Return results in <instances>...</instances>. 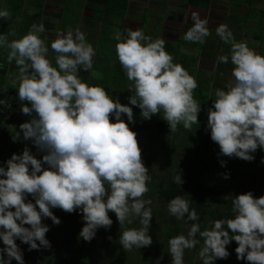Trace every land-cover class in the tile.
<instances>
[{
    "label": "clouds",
    "instance_id": "9594fccd",
    "mask_svg": "<svg viewBox=\"0 0 264 264\" xmlns=\"http://www.w3.org/2000/svg\"><path fill=\"white\" fill-rule=\"evenodd\" d=\"M10 17L8 9L0 8V19ZM190 18L192 27L183 39L203 44L210 35L208 20L196 12ZM126 32L123 37L116 34L115 51L131 82L128 104L139 108L144 120L162 113L172 133L181 124L190 130L199 123L201 112V104L193 96L197 80L174 62L163 39L153 40L142 29ZM43 33L45 25L33 23L19 39L9 41L6 34H0V49H7V62H14L18 70L14 83L23 102L20 110L30 117L19 125L13 142L31 141L42 154L38 159L26 146L0 165V264H12L13 259L25 264L17 240L27 244L28 251L51 248L46 238L50 228L42 221L48 218L54 225L61 223L52 209L81 214L84 224L78 239L85 242H91L98 229H110L109 212L115 214L120 227L138 222L139 228L120 233L119 244L129 252L148 247L153 242L149 235L153 213L152 201L144 195L152 177L141 159L136 133L129 127L135 122L133 109L103 87L82 80L80 72L93 70L96 56L84 32L79 28L57 32L50 43L56 53L55 66L48 58ZM215 33L230 45V54L220 55L217 64L231 63L232 81L214 90L207 129L219 146L218 156L251 162L258 148L264 151V55L245 41L237 42L227 24H219ZM0 106L11 107L2 99ZM220 164L225 167L226 161L220 160ZM223 178L230 176L225 173ZM173 182L181 185V174ZM192 204L181 196L168 202L169 215L186 225L192 222L186 235L168 240L171 264H185L186 250L201 242L197 235L203 240L200 264L227 259L226 246L233 241L238 244L237 260L264 264V195L257 198L248 191L234 196L233 218L210 221L204 230Z\"/></svg>",
    "mask_w": 264,
    "mask_h": 264
},
{
    "label": "rangeland",
    "instance_id": "374dc122",
    "mask_svg": "<svg viewBox=\"0 0 264 264\" xmlns=\"http://www.w3.org/2000/svg\"><path fill=\"white\" fill-rule=\"evenodd\" d=\"M48 0H0V8H6L10 11L11 17L8 20L0 19V29L1 33L4 34L5 31H7L5 28L12 27V24L15 26V32H17L16 39L21 38L24 34H26L30 28V26L33 23H43L45 25V33L42 34L43 37H47L45 43L49 45V53L48 58L52 61L53 66H55V56L56 53L51 50L50 43L52 40L56 38V34L58 31L64 32L68 29H76L79 28L82 32L85 33L86 39L88 42H90L94 49L96 50V56L93 58V70L89 72H80V76L84 74L85 79L84 81L89 83L92 86H100L103 87L106 91H110V95H113L114 97L118 96L120 102L122 104H128L127 97H129L132 93L128 90V88L131 85V82L127 80L122 67L120 63L118 62L115 46L117 44V40L115 39V36L117 33H121L122 37L127 35V32H122L124 27V22L122 23V19L119 16H112V15H104L103 20L105 23L109 24L110 27L105 26L104 23L102 24V27H104V30L101 32V35L99 36V39H97V32L99 30L101 21L94 22L92 20V13L84 8H82V13L79 14L78 20L72 21L69 18H66L67 15H70L76 8L77 13H79L81 6L80 5H74L72 2L73 0H60L59 3H53V2H47ZM164 1V0H163ZM230 1V0H227ZM234 3H240L241 0H233ZM232 2V0H231ZM256 0H253V4L256 3ZM264 3V1H262ZM133 4V3H132ZM264 5V4H263ZM164 6V4H163ZM18 8V9H15ZM202 8V7H201ZM203 9V8H202ZM214 10V9H213ZM263 9H250L249 15L250 17H242V16H236L234 18L228 16L227 25L230 28V30L233 32L234 39L239 42L241 41V37H243L244 30L247 32L245 35V39L247 42V45L249 48L254 49L258 54L264 55V23H262L260 18V13H263ZM133 11V9H132ZM155 10H150L144 14L143 16V27L139 28L142 29L145 35L150 36L153 40L157 38H162V26L164 22H173L174 25L177 26L178 32L180 33V40L173 39L171 42L167 39L168 36L164 34L163 39L165 41V47L167 44H170L171 49V55L174 57V62L179 63L182 65L190 75H192L198 83V87L193 92L194 99H196L201 104V114L203 113V119L202 122L204 124V127L207 128V109L211 106L205 104L206 102V95L210 94L211 99H215L214 97V90L216 88L223 87L226 83H229L232 81L231 77V69L232 65L231 63H228L229 70H227L226 64H221L222 68L217 65V58L214 55L215 51L220 52L221 55L230 54V45L224 44V42L216 35L215 31L211 32L210 29V35L205 38V42L203 44L201 43H192L185 41L183 39L184 34L186 31L192 27V23L188 22L184 24H181V13L182 8L178 7L177 5L171 3L169 1V4H167L165 7L161 8L159 13L157 15H152ZM165 11V15L163 16L161 13ZM127 9L125 10L126 15ZM151 12V13H150ZM254 12V13H253ZM14 13V14H12ZM252 14H255L254 18H258L256 20H259L258 22H253ZM259 15V17H257ZM131 17L134 18V21L137 18L136 14ZM59 18V19H58ZM124 18V17H123ZM151 18L157 19L158 25L151 24L150 20ZM122 23V24H121ZM252 23V24H250ZM10 25V26H9ZM169 27V26H168ZM101 28V27H100ZM166 28V27H165ZM262 30H261V29ZM95 29V30H94ZM131 30L138 29L134 25L130 28ZM102 30V28H101ZM108 32L111 34V36H108ZM6 34V33H5ZM250 37H261L262 42H259L257 40H252ZM216 42L220 50H212V54L209 53L208 47L213 42ZM261 45V46H260ZM228 48V49H227ZM215 56V57H213ZM214 59V60H213ZM206 60V61H205ZM9 70L7 71V74L10 75L13 78V81H17L18 79V70L15 66V63L12 62L7 67ZM15 68L13 72L11 73L10 70ZM212 77V78H211ZM211 78V79H210ZM210 79V80H209ZM209 80V81H208ZM17 87L18 85L14 83L12 85V90L15 92L14 94L17 96ZM203 87V88H201ZM113 91V93H112ZM208 93V94H207ZM214 97V98H213ZM19 100L18 97L16 98V101ZM212 100H209L208 104H211ZM18 102V101H17ZM128 106L132 107L133 109V117L139 118L140 116V109L128 104ZM16 109V108H15ZM17 110V109H16ZM201 116V115H200ZM198 116V118H200ZM24 118V115L22 113L18 112V115L14 119L16 120H22ZM141 118V117H140ZM29 120V118L27 117ZM142 119V118H141ZM144 122L143 119L141 121ZM202 124V125H203ZM204 127H200L199 124H193L191 127V130L199 131L201 128L203 136H207L206 129ZM186 130V129H185ZM193 131V132H194ZM192 132V133H193ZM200 132V131H199ZM196 133V132H195ZM184 135V131L180 130L178 137L181 138ZM215 144V142H213ZM33 152V148L30 149ZM200 152L205 156L204 150H199V156ZM36 153L37 158H41V153H37V151L33 152ZM155 154L153 153L150 157L151 160H153V156ZM255 158L259 163H261V158L264 157V151L260 150L259 148L254 153ZM207 158V157H206ZM177 160H186L185 155L183 153H179L177 155ZM180 161V162H181ZM207 161V160H206ZM256 161V160H255ZM176 161V164L180 163ZM249 162L244 161L240 159V164L247 165ZM262 164V163H261ZM162 165V162H161ZM264 166V164H262ZM154 176H161L164 174V172L161 170V167H154ZM253 171H257V175H261L263 173V170L259 172L257 169L253 168ZM260 173V174H259ZM207 177L206 175H203L202 178ZM260 182V180H258ZM261 185V186H260ZM228 190L232 191L233 187L229 188ZM251 191L253 192L255 197H260L264 195V187L262 184H257V186L252 187ZM146 195V194H145ZM157 207H159V211H156ZM152 213H153V220L156 224L160 225L161 227V241L164 242V237L166 234L167 229L162 224L168 223L171 220H175V223L177 224L174 226L178 231V235L187 233L189 225L185 224L182 220H177L175 217L169 215L167 208H164V206L160 203H153L151 204ZM156 208V209H155ZM115 222V216L114 218ZM79 221H76L75 224ZM116 223V222H115ZM162 223V224H161ZM77 228V231L75 232V235L73 238L69 239L68 236L65 234L61 235L59 239L53 243L55 255L58 253V257L61 259V255L64 256V260L70 261L71 263H76L77 260L80 258V262L82 264H113L116 261H120L119 264H137L136 260L141 262L143 259L146 260V264H171V256L168 253V245L167 247L161 246L159 250L154 249L153 247H144L140 249H134L132 251H124L122 250L120 253L126 252L124 255H127L126 259L121 261V257L124 255H121L118 250L115 242L118 241L117 234H120L122 232V229L117 222L116 224H112L110 229L105 230L98 229L96 232V235H99L96 239V236L91 240V242H85L82 239H78L79 232L81 228L83 227V224H79L75 226ZM139 228L140 225L134 226L133 224L131 227L128 225V228ZM126 230V229H125ZM107 231V233H106ZM106 234V237H104ZM111 237V239H109ZM102 238H107L106 241H103ZM97 243L94 247V249H91L90 254L86 252V250L82 251V248L85 246H88L87 248H90L93 246L94 243ZM203 243L198 244L194 249L192 250H186L185 252V264H200L199 260V251ZM121 246L120 244L118 247ZM122 247V246H121ZM70 248V249H69ZM228 249V248H227ZM69 250V251H68ZM230 255L227 259H230L232 264L234 261H237L235 250L228 249ZM81 252H83L81 254ZM144 255V258L141 254ZM96 254V255H95ZM145 256L148 258V260L145 258ZM67 259H66V258ZM135 257V258H133ZM143 258V259H142ZM110 259L111 262L108 260ZM227 259H218L215 261V264H226ZM78 262V264L80 263Z\"/></svg>",
    "mask_w": 264,
    "mask_h": 264
},
{
    "label": "trees",
    "instance_id": "16d2710c",
    "mask_svg": "<svg viewBox=\"0 0 264 264\" xmlns=\"http://www.w3.org/2000/svg\"><path fill=\"white\" fill-rule=\"evenodd\" d=\"M84 1L85 8L93 14V19L95 21H101L102 24L104 23V27L110 26L105 23V21H102L104 15H116L123 19L125 16V10L128 6V0ZM187 1L191 5L207 7L210 0ZM262 12L263 13H260V18L264 22V11ZM14 28L15 26L13 24L12 27L5 28L7 30L5 33L9 41L16 39L15 37L17 36V32H15ZM1 30L2 29H0V34H2ZM254 40L262 42L261 37H255ZM165 49L168 53H171L172 48L170 47V44H167ZM9 64L10 63L7 62V49H0V65H2V67H0V99L5 100L8 105H11L10 108L0 106L3 107V110L0 111V165H3V163L9 159L13 153L20 154L26 146L29 149L33 148V152L37 151L31 141H24L21 139L20 141L13 142L12 139V136L17 135V132L20 131L19 125L28 121L27 117L29 119L30 117L21 112L20 106L23 102L19 100H17L18 102L16 101L17 96L11 89L12 85H14V81L10 76L12 74H7V71L9 70L7 67ZM14 69L15 68L10 70L11 73L17 72L13 71ZM83 76L84 75L81 76L82 80L85 79V76ZM108 92L110 93V91ZM209 100H212L210 94L206 95L205 104L211 106V104H208ZM18 112L24 115L22 120L14 119V116L16 117ZM198 116H200V118H198V124L202 128L204 127L202 122L203 113H199ZM140 117L141 116H139L138 119L139 121H142L143 118L141 117V119ZM143 121V124H145V127L148 129V133L142 137V141H138V146L141 149V159L145 167L148 168L149 175L152 177L151 182L148 184L149 192L144 195V198L151 199L153 203H160L164 206V208H167L168 202L176 196H181L186 200H191L193 202L191 207L196 208L198 212V223L200 224L201 230L210 227V221L233 218L232 199L234 196L251 191L252 187L257 186V184H262L264 187V166L259 163L256 158L242 167L239 158L218 156L219 146L216 143L214 144L210 139V130L207 128L204 127L206 131H208L206 132V134H208L207 136L199 134L202 133L201 128L199 129L200 132L196 130L194 131L193 129L185 130L182 124L178 125V130L175 133H172L170 132L167 122L162 119V113L152 116L150 120L143 119ZM180 130L184 131V135L181 138L178 137ZM199 150H204L205 156L201 152L199 156ZM153 153L155 154L153 156L154 159L151 160L150 157ZM179 153H183L185 155V161L180 160V162L177 160V155ZM220 160L226 161L225 167H221ZM176 161L180 163L176 164ZM154 167H161L164 174L161 176H154ZM253 168L258 171L260 170L259 172L263 170V173L261 175H257V171L254 172ZM177 173L181 174L183 180L181 185L173 182V178L177 175ZM225 173L229 174V179L223 178V174ZM203 175H206L207 177L202 178ZM258 180H260V182H258ZM228 186H230L229 188L233 187V190H228ZM29 199H31V197H29ZM159 209L160 208L157 207L156 211H159ZM52 211L54 215L60 219L61 223L59 225H54L52 224L51 219L48 218L42 221L50 228L49 232L46 233V238L51 242L50 249L28 251L27 244H21L19 240L16 241L19 247L23 250L25 264H78V262H80L81 259L79 258L76 263H71L70 261L64 260V256L62 255L60 259L58 257L59 252L55 255L53 243H55L63 234L68 236L69 239L74 237L75 232L77 231L75 226L84 224L81 214H78L77 212L69 214L61 209H52ZM114 216V213L109 212V217L111 219L114 218ZM112 220L114 224L117 223L116 217V223L114 222V219ZM76 221H79V224H75ZM182 221L185 223L184 220ZM191 223L192 222L190 221L188 225L190 226ZM133 225L138 226L139 223L134 222ZM162 225L167 229L164 242H160V225L156 224L152 219L151 226L149 228V235H151L153 242L149 247H153L157 250H159L161 246L165 248L168 245V240L177 236L180 232L177 229H173L175 228L174 226L177 225L175 220H171ZM129 226L131 227V225ZM121 229L122 232L125 229H128V224H125L121 227ZM119 235L120 234L116 235L117 239L119 238ZM98 237L100 238L99 235H96V239ZM104 237H106V234ZM106 239L107 238H102L103 241H106ZM197 239H200V243H203L202 238L198 235ZM112 242L116 243L119 253L124 250L121 246L118 247L119 241L112 240ZM96 244L97 243L95 242L90 248L85 246L82 248V251L86 250V252L90 254L91 249H94ZM237 246L238 244L233 241L226 247L230 250H235ZM0 247H3L2 242H0ZM126 252L120 254L124 255ZM82 253L83 252H81V254ZM141 255L144 258V255ZM126 257L127 255L122 256L121 261L126 259ZM145 258L148 260L146 256ZM108 260L111 262L110 259ZM119 263L120 261H116L113 264ZM136 263L146 264V260L143 259L139 263L136 260ZM12 264H16L14 259ZM79 264L82 263L80 262ZM226 264H232L231 260L227 259ZM233 264H246V262L243 260H237L234 261Z\"/></svg>",
    "mask_w": 264,
    "mask_h": 264
},
{
    "label": "crops",
    "instance_id": "0c3cea01",
    "mask_svg": "<svg viewBox=\"0 0 264 264\" xmlns=\"http://www.w3.org/2000/svg\"><path fill=\"white\" fill-rule=\"evenodd\" d=\"M48 1L60 4L59 3L60 0H48ZM169 1L171 3L177 5L178 7L182 8L183 11H182V13L180 15V17L182 19L180 21L181 24H184V22L185 23H188V22L192 23L193 21H191V18H190L191 14H192V12H196V13L199 14L201 19H207L208 20V28L210 29L211 32H214L215 28L219 24H221V23L226 24L227 20H228V18H227L228 16H230L232 18H234L236 16L250 17L249 16L250 9H259L260 10V9H263V7H264V5H263L264 3L262 2L264 0H256L257 2L254 3V4H253V0H241L240 3H237V2L234 3L233 0H232V2H231V0L230 1H227V0H210L209 3L207 4V7L191 5V4L188 3L187 0H164V1L163 0H128L127 12H126V15L124 16V18L122 19V23L124 22V27H123L122 32H126V29H130L134 25L136 27L138 25V29L143 27V16L148 11V9L155 10V11H153V13H151V12L150 13L152 15H157L159 13V11L161 10V8H163L167 4H169ZM72 3L74 5H77V6L80 5L81 6L79 13H77V8H76L70 15L66 16V18H69L72 21H75V20H78L77 18L79 16V14L82 13V8L85 7V1L84 0H73ZM163 4H164V6H163ZM15 9H18V8H15ZM132 9H133V11H132ZM165 13L166 12L163 11V13H161V14L163 16H166ZM12 14H14V13H12ZM132 14H133V16L136 14L138 19H136L134 21V18L131 17ZM251 16L253 17L252 23L253 22H258L259 23V20H256L258 18H254L255 14H252ZM257 17H259V15H257ZM92 20L94 22H98L99 23V21H95L93 19V14H92ZM261 22L264 23L263 21H261ZM150 23L151 24H155V25L159 24L157 22V19H155V18H151ZM252 23H250V24H252ZM100 27L103 30L104 27H102V22L100 24ZM100 27H99V30L97 32V39L101 35L100 31H102V30H101ZM178 29H179V27L177 28V26L174 25L173 22H171V23L170 22H164L163 26H162V29H161L162 30V34H161L162 38L165 39L163 37L164 34H165L166 36H168L167 39L170 40L171 42L173 41V39L180 40V36H179L180 33L178 32ZM262 31L264 32V30H262ZM246 33L247 32L244 30L243 37H241V39H242L241 41H244V40L246 41V39L244 38ZM108 36H111V34L109 32H108ZM250 39L253 40L252 37H250ZM259 44H260V42H259ZM216 49L220 50V48L218 47L216 42H213L208 47V50H209L210 54H212V50L215 51ZM214 55L216 57H218L221 54H220L219 51H217V53L215 51ZM215 56H213V57H215ZM217 65H219V67L222 68L221 64H217ZM226 67H227V70H229V66L227 64H226ZM82 75H84V74H82Z\"/></svg>",
    "mask_w": 264,
    "mask_h": 264
},
{
    "label": "flooded vegetation",
    "instance_id": "af4514ba",
    "mask_svg": "<svg viewBox=\"0 0 264 264\" xmlns=\"http://www.w3.org/2000/svg\"><path fill=\"white\" fill-rule=\"evenodd\" d=\"M122 118L127 123L126 115L122 116ZM110 119H111V117H110ZM134 121H135L134 123H130L129 124L130 130H132V131H134L136 133L137 141H139V140L142 141V137L145 134L147 135L148 129H147V127H145L146 125L141 122V120L139 121L138 118L135 119V117H134Z\"/></svg>",
    "mask_w": 264,
    "mask_h": 264
}]
</instances>
